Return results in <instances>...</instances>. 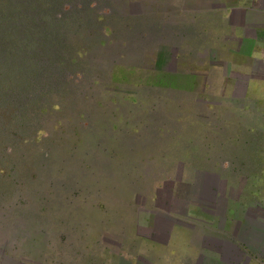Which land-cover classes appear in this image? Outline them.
<instances>
[{
  "label": "crops",
  "instance_id": "1",
  "mask_svg": "<svg viewBox=\"0 0 264 264\" xmlns=\"http://www.w3.org/2000/svg\"><path fill=\"white\" fill-rule=\"evenodd\" d=\"M94 5L88 1L92 12ZM118 7V45L146 55L138 69L159 70L160 56H169L170 74L150 86L175 85L185 106H198L151 114L164 123L144 150L174 172L160 194L167 205L141 210L154 236L136 238L126 262L264 264V0H118ZM170 113H182L181 126L171 125L178 117Z\"/></svg>",
  "mask_w": 264,
  "mask_h": 264
},
{
  "label": "rangeland",
  "instance_id": "2",
  "mask_svg": "<svg viewBox=\"0 0 264 264\" xmlns=\"http://www.w3.org/2000/svg\"><path fill=\"white\" fill-rule=\"evenodd\" d=\"M90 1L95 4L91 22L78 17L66 28L71 74L51 94L52 103L40 109V127L8 150L0 170V240L16 263L23 246L26 264H92L103 231L120 232L135 222L138 207L154 208L153 193H167L174 168L144 150L151 131L164 123L152 112L198 107L185 106L175 85L150 86L152 79L170 74L168 55L160 56L159 70L142 71L138 66L146 55L126 53L118 45L123 34L114 18L118 0ZM167 95L168 102H159ZM170 114L178 117L171 125L181 126L182 113ZM159 198V205H167V197ZM18 227L28 235L26 242L11 237Z\"/></svg>",
  "mask_w": 264,
  "mask_h": 264
},
{
  "label": "trees",
  "instance_id": "3",
  "mask_svg": "<svg viewBox=\"0 0 264 264\" xmlns=\"http://www.w3.org/2000/svg\"><path fill=\"white\" fill-rule=\"evenodd\" d=\"M88 1L0 0V170L8 150L40 127V109L71 74L66 28L78 17L91 22Z\"/></svg>",
  "mask_w": 264,
  "mask_h": 264
},
{
  "label": "flooded vegetation",
  "instance_id": "4",
  "mask_svg": "<svg viewBox=\"0 0 264 264\" xmlns=\"http://www.w3.org/2000/svg\"><path fill=\"white\" fill-rule=\"evenodd\" d=\"M154 195V196H153ZM153 199L150 200L152 204L155 206H158L159 203L163 202L158 194V192L153 193ZM162 197V196H161ZM148 198V197H147ZM143 200L142 205L146 204L148 200ZM140 199V198H139ZM135 203H140L139 201H135ZM163 204V203H162ZM144 208L138 207L136 209V220L135 222L125 223V226L120 232H107L103 231L100 240L98 241V244L95 243V247L97 249H93V255L91 262L92 264H129L126 262L125 257L131 256L134 257L137 252V243L136 238L141 239V237H153V232L143 224L144 216L141 215V210ZM151 211L154 209H150ZM157 219V216H153V219L151 220L152 226L155 225V221ZM166 225V224H165ZM127 230H132V233H127ZM129 242V245L127 247V250L125 252V243ZM99 251H103L104 255L103 257H98L97 253ZM141 264V263H140Z\"/></svg>",
  "mask_w": 264,
  "mask_h": 264
},
{
  "label": "water",
  "instance_id": "5",
  "mask_svg": "<svg viewBox=\"0 0 264 264\" xmlns=\"http://www.w3.org/2000/svg\"><path fill=\"white\" fill-rule=\"evenodd\" d=\"M17 236L24 242H26L28 239V235L24 233L19 227L14 228L11 235V237L13 238ZM6 248H7V242L5 240H0V259L2 264H26L28 260L30 261V259H28L27 256L23 253V249H24L23 246L20 252V259H21L20 263H16V261L5 255Z\"/></svg>",
  "mask_w": 264,
  "mask_h": 264
}]
</instances>
